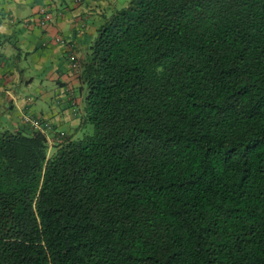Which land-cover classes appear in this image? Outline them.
Masks as SVG:
<instances>
[{
	"label": "trees",
	"instance_id": "1",
	"mask_svg": "<svg viewBox=\"0 0 264 264\" xmlns=\"http://www.w3.org/2000/svg\"><path fill=\"white\" fill-rule=\"evenodd\" d=\"M104 16L79 136L0 130V264H264V0Z\"/></svg>",
	"mask_w": 264,
	"mask_h": 264
},
{
	"label": "crops",
	"instance_id": "2",
	"mask_svg": "<svg viewBox=\"0 0 264 264\" xmlns=\"http://www.w3.org/2000/svg\"><path fill=\"white\" fill-rule=\"evenodd\" d=\"M127 2L0 0V130H21L29 116L49 144L79 136L86 90L71 58L85 60L104 15Z\"/></svg>",
	"mask_w": 264,
	"mask_h": 264
},
{
	"label": "built area",
	"instance_id": "3",
	"mask_svg": "<svg viewBox=\"0 0 264 264\" xmlns=\"http://www.w3.org/2000/svg\"><path fill=\"white\" fill-rule=\"evenodd\" d=\"M50 18L49 16L45 17V21H49ZM57 42L64 44V42L61 39H58ZM71 60H74V58H71ZM26 123L29 124L33 129L42 132V133H46V127L44 126L43 123H41L39 120L36 119H32L28 116V118L25 119Z\"/></svg>",
	"mask_w": 264,
	"mask_h": 264
}]
</instances>
